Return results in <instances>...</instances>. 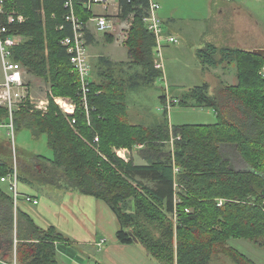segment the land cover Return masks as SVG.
Returning <instances> with one entry per match:
<instances>
[{
  "label": "trees",
  "instance_id": "trees-1",
  "mask_svg": "<svg viewBox=\"0 0 264 264\" xmlns=\"http://www.w3.org/2000/svg\"><path fill=\"white\" fill-rule=\"evenodd\" d=\"M12 4L21 6L26 16L23 22H7L0 15L8 35L22 36L11 49L12 59L43 78L54 95L78 100V75L60 43L71 33L61 0H5L6 8ZM148 6L149 0H119L120 17L132 16L123 41L128 63L141 68L136 75L145 86L162 75L154 63L155 36L143 22ZM76 8L83 19L89 17L78 4ZM88 41L92 43L93 35ZM196 56L204 68L236 65L234 85L219 81L210 92L203 82L176 97L181 105L212 108L215 123L169 125L166 111L153 126L132 123L126 103L132 82L108 72L90 79L88 118L77 108L74 124L52 100L45 112L33 109L31 101L22 102L12 114L15 133L25 128L35 139L45 134L53 157L26 150L18 154L19 192L24 193L21 184L59 187L104 201L118 219L117 241L137 245L159 264H208L218 248L235 264H257L226 241L241 237L264 247V57L214 43L197 49ZM103 61L111 65L103 57L99 64ZM160 100L164 102V93ZM8 122V109L0 107V123ZM135 145H141L135 153L144 164L133 158L124 162L112 153L113 147ZM223 145L233 146L248 167L234 168ZM10 158L0 149V178L13 171ZM67 240L55 226L41 227L20 206L14 207L6 182L0 180L1 260L58 264L56 244Z\"/></svg>",
  "mask_w": 264,
  "mask_h": 264
},
{
  "label": "rangeland",
  "instance_id": "rangeland-1",
  "mask_svg": "<svg viewBox=\"0 0 264 264\" xmlns=\"http://www.w3.org/2000/svg\"><path fill=\"white\" fill-rule=\"evenodd\" d=\"M250 5L256 7V13H261V10L264 9V0L255 3L249 1L247 6ZM183 8L184 6L182 7L178 4V13L185 12L181 11ZM4 9L11 15H17L18 12L23 13L19 5L16 6L12 4L10 8H6L4 4ZM93 10L99 12L102 11V8L100 6H94ZM119 13L120 10H118L117 14L115 13V6H111L110 10L105 12L113 22V27L106 32L95 30V27L91 24L94 36L92 43L88 46L87 52L90 65V79L96 78L99 80L106 77V73L108 72L114 78L120 79L123 77L127 78L126 80L130 81L129 83L132 82L126 91L127 113L130 122L153 126L161 120L164 117L163 111H166L164 110L165 102L160 100V95L162 93L166 94L168 98L175 97L174 95H182L187 89L196 85H201L203 82L210 84V92H212L211 89H215L216 86H213V83H215L217 79L212 83L211 79H213V72L211 71L209 74L211 77L210 79L207 71L202 68L193 56L197 48L206 44V41H204L205 35L201 31L205 26L202 22H191V25H189L185 21L184 24L187 25V31L180 36L177 40L178 42H174V45H171L164 53L162 52L163 50H161V55L159 56L156 51L155 60H160L163 64L162 75L158 77L152 85L145 86L143 85V79L136 75L137 73H142V70L137 65L131 66L129 64L130 59L127 58V47L123 42L131 24L132 16L130 15L126 20L122 19ZM40 14L44 19V8ZM256 17L260 24L256 26L257 29L251 32L252 36L260 35L264 38V12L260 15L256 14ZM106 33L111 34L112 38L110 41L106 39ZM251 39L252 37L250 36L248 39L246 38L247 41ZM254 39L255 38L252 40ZM102 57L111 62V65L109 66L107 63H104V61L100 65L99 61ZM23 69L24 81L27 82L29 86V98L26 100L31 101L33 107L39 100H48L50 104L51 100L53 101V97L63 96L54 95L49 88V84L43 78L30 74L25 67H23ZM2 80L3 72L0 57V82ZM165 117L169 125L211 124L215 123L217 120L216 114L212 108L181 105L179 102L167 108ZM6 132L8 131H5L4 128H0V149L6 151L7 155L11 157V162L13 164L15 163L17 167L18 154H20L21 151L26 150L28 153L32 152L48 158L53 157V152L47 145V137L45 134L35 139L31 135L30 130L22 128L16 133L14 131L15 145L13 146V142L8 134L6 135ZM171 144L172 139L170 140V145ZM140 146L141 145H135L131 148V158H133L134 162L139 161L135 150ZM222 149L234 168L243 169L248 167V164L242 159L233 146L223 145ZM38 194L42 196V194L45 195L46 192L39 191ZM19 198V200L22 201V197ZM226 245L235 248L238 252L247 256L257 264H264V247L258 246L253 241L241 237L229 238L226 241ZM101 250L97 251L91 246H82V244L73 243L70 239L68 244L61 245L58 248L56 257L58 264H106L103 263ZM148 258L152 264H159L154 259ZM208 264L235 263L222 252L221 248H218V250L212 254Z\"/></svg>",
  "mask_w": 264,
  "mask_h": 264
},
{
  "label": "crops",
  "instance_id": "crops-1",
  "mask_svg": "<svg viewBox=\"0 0 264 264\" xmlns=\"http://www.w3.org/2000/svg\"><path fill=\"white\" fill-rule=\"evenodd\" d=\"M152 1L160 5L158 16L161 18L163 36L173 35L178 40L187 31L185 21L189 25H191V22H202L205 26L201 31L205 35L204 41H206V44L214 43L218 47L238 48L247 51L264 48L263 36L253 35V37L251 33L260 24L256 14L260 15L264 12V9L261 10V13H256V7L247 6L249 1L255 3L261 0ZM178 4L184 6L181 11L185 12L178 13ZM249 36L255 39L247 41L246 38L248 39ZM161 45L159 48L160 55L161 50L164 53L174 43L163 41ZM193 56L200 64L196 52ZM233 65L235 66V72ZM202 68L207 71L208 76L211 71L213 72V79L209 76L212 83L217 79L213 86H216L219 81L225 85H234L237 81L236 65L233 62H224L215 67L204 68L202 66ZM174 96L180 97L178 94ZM138 159L139 161H135L136 164L145 163L139 156ZM20 191L37 197L38 203L36 205L21 201L19 206L39 226L46 228L53 225L69 240L71 239L73 243L91 246L97 251L102 249L103 263L152 264L144 251L137 245L121 244L117 241L118 219L104 201L76 190H66L59 187H51V189L50 187L35 188L21 184ZM39 191L46 192V194L40 196ZM101 238H105V242L99 247L97 243ZM69 240L58 242L56 244L57 252L58 248L61 245L68 244ZM0 264H16V261L13 259L12 262H6L0 259Z\"/></svg>",
  "mask_w": 264,
  "mask_h": 264
},
{
  "label": "built area",
  "instance_id": "built-area-1",
  "mask_svg": "<svg viewBox=\"0 0 264 264\" xmlns=\"http://www.w3.org/2000/svg\"><path fill=\"white\" fill-rule=\"evenodd\" d=\"M5 0H0V15H6L7 22H12L17 20L18 22H23L26 16L18 12L17 15L8 14L4 9ZM76 4H78L83 11L89 13L87 19H83L80 14L77 13ZM61 5L63 8L64 20L69 24L71 28V33L65 35L61 40V45L65 48L68 55L69 62L72 69L77 73L79 79V92L78 100L72 97L58 96L53 97V102L59 107L63 114L70 118V123L74 124L76 118L73 116L75 110L80 108L86 117L88 118V94H89V82H90V65L88 61V35H93V28L91 24L95 27V30L106 32L113 27V22L106 15L105 12L109 11L111 6H115V13L119 10V0H61ZM94 6H100L102 11H94ZM160 5L157 2L149 0V6L143 16V22L146 28L152 32L156 39V51L159 53V48L162 46L163 41L168 43H174L177 41L176 37L163 36V27L161 18L158 16V10ZM43 11V7L40 8V12ZM113 16V15H112ZM127 20V19H126ZM63 26L61 25L60 28ZM7 28L0 22V57L3 72V80L0 82V107H6L9 113V122L0 123V127H5L7 129V134L14 143V127L12 121L13 110L19 108L20 104L24 102L28 97L29 86L27 82L24 81V69L23 66L12 59L11 49L14 45L21 43V35H8ZM94 36V35H93ZM155 67L161 69L163 64L160 60H155ZM260 74L264 77V63L261 66ZM165 95V108L172 104H177L179 99L176 97L168 98ZM48 100H39L37 104L34 105L33 109L45 112L48 108ZM95 143L98 142V136L95 135ZM14 151V150H13ZM112 153L124 162H128L132 157L131 149L128 147H113ZM103 156V155H102ZM103 159H106L103 156ZM1 181L6 182L8 191L13 197L14 207L20 205V198L22 201L28 204L36 205L38 203L37 197L28 194L20 193L18 189V173L17 166L14 163L13 171L6 176L0 178ZM221 203V201H220ZM105 242V238L99 239L97 245L101 247Z\"/></svg>",
  "mask_w": 264,
  "mask_h": 264
},
{
  "label": "water",
  "instance_id": "water-1",
  "mask_svg": "<svg viewBox=\"0 0 264 264\" xmlns=\"http://www.w3.org/2000/svg\"><path fill=\"white\" fill-rule=\"evenodd\" d=\"M252 53L264 57V48L253 49ZM261 195L264 199V186L261 189Z\"/></svg>",
  "mask_w": 264,
  "mask_h": 264
}]
</instances>
